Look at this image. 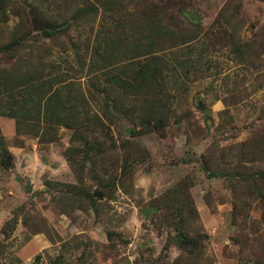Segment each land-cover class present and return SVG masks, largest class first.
<instances>
[{
    "label": "rangeland",
    "instance_id": "rangeland-1",
    "mask_svg": "<svg viewBox=\"0 0 264 264\" xmlns=\"http://www.w3.org/2000/svg\"><path fill=\"white\" fill-rule=\"evenodd\" d=\"M74 1L79 5L89 3ZM174 2L177 6L182 3L181 6L198 17L202 23L201 35L188 46L174 48L167 56L169 62L173 60L177 65L173 91L177 104L164 131L133 135L141 126L112 110L113 141L120 145L123 140H130L140 152L147 150L149 157L135 164L133 173L123 179L125 183H118L115 197L100 200L101 207L110 213L104 221L98 223L92 210L61 213L55 202L61 193L52 182L73 185L79 182L72 163L75 155L69 157L71 151L68 153L71 146L78 144L71 140L72 131L61 128L56 141L40 144L38 138L17 135L15 120L0 115L2 132L15 156L13 168L6 170L0 166V264H33L38 255L40 264H51L61 254L63 243L75 236L83 244L77 248L71 244L66 250L72 264L83 252L87 264H149L150 260L154 264H183L190 260V255L176 245L165 248L168 227L156 226L152 218L167 223L156 214L146 218L144 208L167 188L186 178L189 180L185 185L190 186L199 215L191 231L198 240L193 264H240L243 250L234 243L239 232L253 237L255 248L264 245V192L255 200L243 199L239 203L240 211L234 210L230 181L212 174L214 168L223 164L221 156L228 162L240 159L237 145L250 138L258 144L264 142V54L248 67L237 64L231 51L232 38L228 35L234 28L228 27L222 18V11L231 8V14L236 16L234 27L242 38L253 40L259 26L264 27V0ZM128 10L127 14L108 12L100 14L96 21H81L66 38L77 44L84 58L88 51L90 57L94 46L103 38L96 39L99 29H116L120 20L130 18L134 12L130 7ZM243 18L247 23L242 26L238 23ZM15 22L16 17L11 15L8 25L12 27ZM253 24L256 26L252 27ZM51 59L58 63L59 73L73 75L67 82L79 81L86 87L96 77L101 84L108 83L106 75L115 70L91 72L88 60L84 70L78 73L77 56L72 49L64 51L62 45L54 46ZM241 93L243 99H239ZM226 108L230 111L221 117L220 112ZM210 164L211 171L207 170ZM246 164L264 168L259 161ZM84 176L87 183L94 182L91 174ZM13 217L18 222L11 235L6 236L2 228ZM167 225L174 230L171 224ZM107 229L122 234L124 241H118L115 249L108 245Z\"/></svg>",
    "mask_w": 264,
    "mask_h": 264
},
{
    "label": "trees",
    "instance_id": "trees-1",
    "mask_svg": "<svg viewBox=\"0 0 264 264\" xmlns=\"http://www.w3.org/2000/svg\"><path fill=\"white\" fill-rule=\"evenodd\" d=\"M88 2L79 5L74 0H0V115L15 120L17 135L38 138L40 144L56 141L61 128L72 131L71 140L78 144L71 146L68 153L71 151L69 157L75 155L72 163H75L73 169L79 175V182L76 185L52 182L51 185L57 186L61 193L55 202L61 213L67 215L76 210H92L99 223L110 214L101 207L100 200L106 196L115 197L118 183H125L123 179L133 173L135 164L149 157L147 150L140 152L130 140H123L120 145L113 141L110 123L114 122L115 116L112 110L141 126V130H135L133 135L164 131L177 104L173 93L177 65L173 60L169 62L167 56L174 48L188 46L199 38L202 23L193 12L187 11L186 6H181L182 3L177 6L174 0ZM129 7L134 12L130 18L120 20L116 29H99L96 39L103 38L94 46L90 57L88 51L84 58L77 44L66 38L81 21H96L100 14L108 12L127 14ZM231 13V8L222 11L225 24L234 28L228 32L232 38L231 51L237 64L247 66L264 54V27L259 26L260 31L253 40L244 39L234 27L237 25L233 22L236 16ZM11 15L16 17L12 27L8 25ZM246 23L243 18L238 24L243 26ZM60 45L64 51H74L79 64L78 73L84 70L88 60L91 72L115 68L106 75L108 83L101 84L97 77L89 80L88 87L77 83L79 81L67 82L73 75L59 73L58 63L51 59L54 46ZM242 97L243 93L239 99ZM229 111L226 108L220 116L224 117ZM237 146L240 159L228 162L221 156L223 164L214 168L212 174L230 181L235 198L234 210L240 211V201L255 200L264 192L263 166H246L248 161L264 164V142L258 144L250 138ZM14 165L15 156L0 124V166L10 170ZM109 167H113L112 170ZM207 170L211 171V164L207 165ZM85 173L91 174L94 182L87 183ZM188 180L170 186L144 208L146 218L156 214L164 223L173 226L174 230L152 218L156 226L168 227L166 249L176 245L190 255V260L183 264H193L198 250V240L191 231L199 215L190 186L185 185ZM17 222L15 217L9 219L2 232L11 235ZM106 233L108 245L113 249L118 241H124L122 234L115 229H107ZM254 241L253 237L242 232L234 237V243L243 250L240 264H264V245L255 248ZM71 244L77 248L83 240L75 236L72 241L63 243L61 254L51 264H72L65 254ZM84 254L75 264H87ZM40 258L38 255L33 264H40Z\"/></svg>",
    "mask_w": 264,
    "mask_h": 264
}]
</instances>
